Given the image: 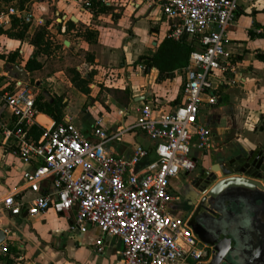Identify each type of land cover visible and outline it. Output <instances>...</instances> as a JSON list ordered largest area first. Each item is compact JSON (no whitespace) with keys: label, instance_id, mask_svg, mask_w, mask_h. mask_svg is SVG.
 <instances>
[{"label":"built area","instance_id":"obj_1","mask_svg":"<svg viewBox=\"0 0 264 264\" xmlns=\"http://www.w3.org/2000/svg\"><path fill=\"white\" fill-rule=\"evenodd\" d=\"M91 1L82 0L87 8ZM100 1L117 8L128 2ZM161 5L172 21L173 39L188 35L201 43V48L190 54L184 84L186 101L173 110L124 108L119 111L122 118L133 116L135 111L130 123L110 131L104 118L99 117L89 137L70 119L45 123V114L36 107L38 91L7 77L0 69V110L9 114L8 123L2 127L3 142L11 144L18 157L36 163L34 170L25 174L34 196L25 199L22 191L13 189L0 200V229L6 233L0 243V257L9 254L10 229L2 227L7 216L26 214L31 219L50 210L62 215L76 210L69 230H98L97 253L104 252V237L120 239L124 246L122 264H198L213 260L214 245L200 238L190 217L170 213L168 204L173 199V181L196 169L193 149L204 152L214 147L212 129L200 121V112L204 102H218L214 74L235 70L234 55L226 41L238 0H164ZM12 16L31 24L35 20L32 13L10 6L0 15V27L9 24ZM35 22L37 26L45 24L42 18ZM34 124L44 130L40 142L28 135ZM138 131L154 141L153 151L138 145L130 156L118 157L108 150L109 142L122 141ZM152 153L154 159L149 160ZM48 179L52 186L45 191L42 183Z\"/></svg>","mask_w":264,"mask_h":264},{"label":"crops","instance_id":"obj_2","mask_svg":"<svg viewBox=\"0 0 264 264\" xmlns=\"http://www.w3.org/2000/svg\"><path fill=\"white\" fill-rule=\"evenodd\" d=\"M127 1L118 8L112 7L113 11L100 14H94L82 0H32L24 10L25 13H32L35 19L29 30L30 35L39 27L35 22L37 18L44 19L45 23L51 18V36L56 42H62V48H67L68 43L69 48L81 47L90 52L91 62L84 61L77 66L78 70L87 69L86 75L88 70L97 71L95 82L99 81L100 75L103 76L102 72L109 71L111 76L119 78V84H107L108 87L130 88L132 101L129 107L132 110L142 106H151L158 111L173 110L186 101L184 84L189 65L162 78L158 68L153 66L148 69L143 61V57L153 56L164 39L170 36L172 21L162 10L161 3L164 0ZM10 6L15 5L12 3ZM70 20L75 23L72 29H68ZM59 28L66 32H59ZM86 28L96 29L97 41L86 40L79 34ZM188 40L193 41L198 49L201 48L198 38L188 36ZM226 45L234 55L235 70L227 73L218 71L213 76L214 94L218 102L215 105L206 102L202 104L200 121L212 129L214 150L202 152L194 148L193 157L197 165L199 154L209 158L217 149H220L217 153L228 151L226 148L231 144L243 149H249L258 143H262L264 147V143L258 138H250L252 133L264 134V0H238L235 20L227 31ZM0 46V53L18 51V64L22 63V59L27 61L34 53V47L28 41L10 38L5 34H0ZM5 63L7 62L0 59V69L4 68ZM62 74L64 71L59 70L48 79L47 92L52 95L66 94L65 120L74 122L86 136H92V126L99 117L104 118L110 131L133 120L135 111L133 116L122 118L119 111L128 107L120 104L109 93L104 101L105 105L93 98L90 109L83 113L82 107L87 95L77 89L79 94L76 93L70 80L67 76V79L63 78ZM37 87L39 92V83ZM90 87L96 94L100 90L95 83H91ZM2 111L1 109L0 200L13 189L22 191L21 196L29 199L34 194L28 189L25 174L32 172L36 163L18 157L12 145L3 142L2 127L8 123L9 114ZM45 116V123L49 120L53 122V118ZM222 121L231 123L234 138L229 135L226 143H217V127L210 124L216 125ZM138 145L150 151L155 148L154 141L141 131L127 134L122 141H111L107 148L118 157H128ZM151 159H154L153 153L149 157ZM183 176L181 174V177L173 181L175 188H179L178 183H181ZM42 186L46 191L52 186L51 180L44 181ZM75 217L76 210H72L69 215L50 210L31 219L26 214L24 217L7 216L3 219L2 227L10 229L7 241L10 251L11 247L16 248V256L10 253L2 256L0 264H122L121 252L124 246L121 240L104 237V252L97 253L95 245L99 231L93 228L87 233L70 231L69 225Z\"/></svg>","mask_w":264,"mask_h":264},{"label":"trees","instance_id":"obj_3","mask_svg":"<svg viewBox=\"0 0 264 264\" xmlns=\"http://www.w3.org/2000/svg\"><path fill=\"white\" fill-rule=\"evenodd\" d=\"M32 0H0V15L4 12L10 4L13 3L18 9L24 10L26 5ZM15 2V4H14ZM90 10L94 14L113 11L112 6L105 5L100 0H92L90 3ZM68 29L75 27V23L70 20ZM50 25L48 21L35 29V32L30 35L29 30L32 27L31 23H27L24 19L13 16L11 22L6 26L0 27V34H5L10 38L19 39L21 41H28L34 47V53L27 59L25 68L30 72V84H34L35 91H38L36 86L37 78L36 72H43V76L50 78L59 70H65L70 82L73 86L85 95L91 93L90 84L95 76V70L92 69L88 75H83L77 66L62 69V67H55L56 59L53 57V48H56L57 43L50 35ZM59 32L62 31L59 28ZM95 31L86 28L83 32H79L86 40L95 41ZM198 48L194 45L193 41L188 40V35H184L180 40H175L168 36L159 46L157 52L153 56L143 57L147 68L156 67L159 69L162 78L172 74L176 69H180L189 65L190 54ZM19 52L14 51L8 54L0 53V59L10 62L18 63ZM45 57V59H41ZM91 60V59H90ZM49 67L48 71L44 68ZM113 96L116 100L125 107H129L132 101V92L130 88L114 89ZM67 102L65 95H50L47 91L43 90L36 95V107L40 112L50 116L54 119L56 124L65 122V108ZM44 130L38 124L32 125L28 130L29 137L40 142L43 137ZM10 253V247H9Z\"/></svg>","mask_w":264,"mask_h":264},{"label":"flooded vegetation","instance_id":"obj_4","mask_svg":"<svg viewBox=\"0 0 264 264\" xmlns=\"http://www.w3.org/2000/svg\"><path fill=\"white\" fill-rule=\"evenodd\" d=\"M237 148L238 151L228 150L224 153H217L220 151L217 149L216 153L209 155L206 169L212 171L214 164H218L225 172L243 175L249 172L255 174L256 177L264 178V170L247 167L246 162L241 161L242 156V158H235L240 155L239 153L245 154L247 150L239 146ZM225 160L227 164L224 165ZM214 174L216 178L211 180L203 175L195 178L196 182H199L198 187L192 183L193 178L191 180L186 177L181 179V183H178V190L181 194L173 190V199L169 202L168 209H181V213L190 217L192 225L197 227L207 239L218 243L219 250L215 248L213 264H264V205L258 207L257 215H255L256 221L263 229L262 232L255 234V239L258 238L262 242L257 239L256 246L247 248V250L241 246L231 247L234 239L240 241L239 232L235 231L232 226L233 217L240 211L239 200L246 198L247 195L242 191L227 190L219 194L218 198L214 197L211 191L223 177L220 170H215ZM202 185H206L204 192L200 189ZM190 197H197V199L194 202ZM204 198L206 201L203 200Z\"/></svg>","mask_w":264,"mask_h":264},{"label":"water","instance_id":"obj_5","mask_svg":"<svg viewBox=\"0 0 264 264\" xmlns=\"http://www.w3.org/2000/svg\"><path fill=\"white\" fill-rule=\"evenodd\" d=\"M3 72L9 78H13L16 80H20L26 84H30V73L22 65L7 62L4 65ZM221 100L222 98L219 99V101ZM226 149L229 151H238V148L235 147V145L233 144L229 145ZM245 151V154L239 153L240 155L235 158L238 159L243 157L241 161H245L247 167L254 168L256 170H264V147L262 143H258ZM226 161L227 160L223 162L224 165L227 164ZM212 169V171H208V169H206V165L199 167L197 165L195 169L196 171L194 170L195 172H188L184 174L183 178H189L188 180H191L193 178L192 183L198 187L199 182H196L195 178H198L200 175H203V177H208L209 180L215 179L216 176L214 174V171L220 170L222 172L223 177L220 179V181H218V183H216L215 187L211 191V195L218 198L219 194H221L222 192H226L227 190H236L238 192H244L247 197L239 200L238 208H240V211L234 215L232 221L233 229L239 232L240 241L234 239V242L231 243V247L241 246L245 250H247V248L255 247L258 239H255V234H258L259 232L263 231V229H261L259 225L260 223L256 221L255 215H257L258 207L264 205V178L256 177L255 174L249 172H246L245 175L225 172L223 169H220V165L218 164H214V167ZM179 177H181V175ZM205 187L206 185L200 186L202 192H204ZM173 190L176 193L181 192H179V190L174 186ZM190 198L194 200V202L197 199V197ZM203 200L206 201V198H204ZM169 212L181 218L188 217L186 214L181 213V209L178 208L169 209ZM193 227L196 233L204 242L214 245V247L219 250L218 243L207 239L197 227ZM5 239L6 233L2 229H0V243ZM259 241L262 242V240ZM214 262L215 258L208 264H213Z\"/></svg>","mask_w":264,"mask_h":264},{"label":"rangeland","instance_id":"obj_6","mask_svg":"<svg viewBox=\"0 0 264 264\" xmlns=\"http://www.w3.org/2000/svg\"><path fill=\"white\" fill-rule=\"evenodd\" d=\"M47 21H48V23H51L53 20L51 18H48ZM93 31L96 32V29H93ZM50 35H51V33H50ZM95 39H96L95 41H97V39H98V34L97 33H95ZM55 46H56V48H53V57H52V59H56V61L54 63L55 67H59V68L62 67V69H67L69 67L78 66V65L82 64L84 61L91 62V60L89 59V53L90 52L88 50H86L85 48H81V47L80 48H78V47H70L69 48V44L68 43H67V48H62L63 44H62V42H60V40H57V43L55 44ZM41 59L44 60L45 57H42ZM25 61H26L25 59H22V61H21L22 63H19V64H21L22 66H25V64H26ZM44 69L46 71H48L49 67H46ZM63 71H64V74H62V77L67 79L68 75L66 74L65 70H63ZM86 71H87V69L84 68L81 72H82L83 75L86 76V74H85ZM88 71L90 72V70H88ZM95 73L98 74L97 71H95ZM102 74H103V76L101 77V75H100V79H99V77L97 78V79H99L98 82H95V76L92 79V83H95L97 85V87L100 88V90L96 94L94 92V90L91 89V93L86 96V103L82 107L83 113L84 112L85 113L88 112V110L90 109L91 102H92L93 98L98 99L101 103H103L107 99V94L108 93L113 95V91H114L115 88H113V87L110 88V87L107 86V84H111V85L119 84V83H117V82H119L118 81L119 78L116 77V76L115 77L111 76L109 71H106V72L104 71V72H102ZM53 76H55V74H53L51 77H53ZM66 76H67V78H66ZM35 78H37L36 86H37V83H39L40 91H43V90L47 91V87H48V83H49L48 79L49 78H47L46 76H43V72H36L35 73ZM30 79H31V76H30ZM30 86L33 89L35 87L34 84H31ZM72 86H73V84H72ZM74 89H75L74 91L76 93H78V91L76 90L75 87H74ZM50 95L52 96V94H50ZM54 95H56V94H53V96ZM63 95H66V94L64 93ZM103 104L105 105V102ZM208 115L209 114H207V118H208ZM92 116H95V114H92ZM76 121L77 120H75V122ZM212 125L217 127V128H215V131L217 132V134L215 136L217 143H222L223 141H225V143H226L227 139L229 138L228 137L229 135H231L230 136L231 138H234V136L232 135L231 123H226L225 121H222L220 124L217 123L216 125H215V123H211L210 126H212ZM251 137L258 138L259 141H262L264 143V134L261 135V134H257V133H252L250 135V138ZM213 150L214 149L212 148V150H210L209 152H212ZM207 159L208 158L204 157V155L199 154V156H198V160H199L198 161L199 162L198 163V167L207 165L208 164ZM15 253H16V248L11 247L10 255L16 256ZM12 256H10V259H12ZM20 263L24 264L23 262H20Z\"/></svg>","mask_w":264,"mask_h":264},{"label":"bare ground","instance_id":"obj_7","mask_svg":"<svg viewBox=\"0 0 264 264\" xmlns=\"http://www.w3.org/2000/svg\"><path fill=\"white\" fill-rule=\"evenodd\" d=\"M42 119H45V118H42Z\"/></svg>","mask_w":264,"mask_h":264}]
</instances>
